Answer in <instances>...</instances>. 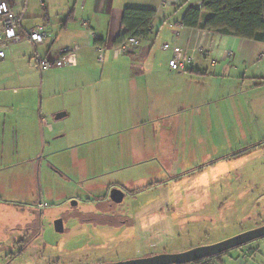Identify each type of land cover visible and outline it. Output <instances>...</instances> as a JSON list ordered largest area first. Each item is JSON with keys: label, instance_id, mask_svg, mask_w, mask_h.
Returning a JSON list of instances; mask_svg holds the SVG:
<instances>
[{"label": "crops", "instance_id": "crops-1", "mask_svg": "<svg viewBox=\"0 0 264 264\" xmlns=\"http://www.w3.org/2000/svg\"><path fill=\"white\" fill-rule=\"evenodd\" d=\"M7 1L21 15V31L40 28L47 36L39 45L17 43L0 59V152L25 156L74 148L72 162L58 161L54 168L76 182L101 177L94 189H105L119 177L117 183L171 182L219 159L209 136L227 131L222 121L228 114L217 106L247 100L255 110L264 96V42L199 27L180 26L173 35L169 23H178L187 8L201 7L202 0ZM125 8L156 12L151 31L127 49V40L114 43ZM207 16L201 14L200 26ZM164 43L170 49L164 50ZM65 48L73 49L70 65L40 69V59L54 60ZM175 49L192 56L180 73L168 68ZM57 113L63 114L55 120ZM71 117L79 134L61 144L73 130L66 125ZM26 161L19 167L6 162V167L13 165V174L24 178ZM135 170L139 172L132 174ZM254 248L243 245L233 255L227 251L205 264H264Z\"/></svg>", "mask_w": 264, "mask_h": 264}, {"label": "rangeland", "instance_id": "rangeland-1", "mask_svg": "<svg viewBox=\"0 0 264 264\" xmlns=\"http://www.w3.org/2000/svg\"><path fill=\"white\" fill-rule=\"evenodd\" d=\"M259 99L255 110L250 109L247 100L223 101L217 106L228 114L222 121L227 131L211 132L209 136L210 142L219 149V159L207 161L175 181L154 183L150 186L155 188L144 195L134 196L133 191L145 186L140 182L146 181L133 180L127 190L132 189L130 195L134 198L126 192L114 213L97 209V204L88 200L103 196L104 188H93V183L98 184L101 177L76 182L54 168L58 161L71 163L74 148L37 150L25 156L21 151L0 152V264L124 261L182 252L263 225L264 96ZM74 122V117L66 122L73 130L59 143L77 138L79 132L76 134ZM210 122L218 127L215 121L210 119ZM25 159L30 161L24 163V178L13 174V165L6 167V162L20 163L19 167ZM32 170L34 174H25ZM135 172L139 171L132 174ZM117 173L115 176L123 171ZM117 180L121 181L122 177L107 185ZM39 202L46 205L42 212L38 209ZM107 216L126 224L96 225L108 224ZM60 218H63V232H57L54 227ZM245 245L257 248L255 256L264 257L261 250L264 237ZM237 250L231 249L228 253L233 255ZM8 253L16 257H3Z\"/></svg>", "mask_w": 264, "mask_h": 264}, {"label": "trees", "instance_id": "trees-1", "mask_svg": "<svg viewBox=\"0 0 264 264\" xmlns=\"http://www.w3.org/2000/svg\"><path fill=\"white\" fill-rule=\"evenodd\" d=\"M203 12L208 16L200 26ZM155 15L151 9L125 8L120 20L121 30L114 43L119 45L129 38L145 36L151 31ZM178 23L186 28L199 27L208 32L264 42V0H202L201 7L187 8ZM207 261L208 258L195 264Z\"/></svg>", "mask_w": 264, "mask_h": 264}, {"label": "built area", "instance_id": "built-area-1", "mask_svg": "<svg viewBox=\"0 0 264 264\" xmlns=\"http://www.w3.org/2000/svg\"><path fill=\"white\" fill-rule=\"evenodd\" d=\"M21 15L16 13L13 7L7 0H0V59L10 55L14 46L17 43L23 41H29L33 45H39L44 42L47 33L40 28L31 29L29 31H21L19 29V21ZM169 28L173 31V35L177 37L178 30L180 28L179 23H169ZM139 41L136 38H129L127 44L123 49H127V46L136 47ZM163 49H170V44L164 43ZM71 52L72 48H65L61 51L58 58L49 60L42 58L39 60V67L41 70H46L59 65H70L71 64ZM98 61H102V53L99 51ZM192 61V56H183L177 49L174 50V55L168 61V68L170 71L177 73L183 72L186 65ZM45 204H40V208H44ZM195 264V263H189Z\"/></svg>", "mask_w": 264, "mask_h": 264}, {"label": "water", "instance_id": "water-1", "mask_svg": "<svg viewBox=\"0 0 264 264\" xmlns=\"http://www.w3.org/2000/svg\"><path fill=\"white\" fill-rule=\"evenodd\" d=\"M63 113H57L55 120L61 118ZM112 200L120 202L122 193L118 189H113L110 194ZM73 205L76 201L71 202ZM57 232L63 231V223L61 219H57L54 223ZM264 237V224L244 232H241L232 237H228L221 241L190 248L188 250L177 253H160L147 257L128 259L117 262H99L92 264H189L197 261L215 257L219 254L225 253L231 249L239 248L249 242L258 240Z\"/></svg>", "mask_w": 264, "mask_h": 264}, {"label": "flooded vegetation", "instance_id": "flooded-vegetation-1", "mask_svg": "<svg viewBox=\"0 0 264 264\" xmlns=\"http://www.w3.org/2000/svg\"><path fill=\"white\" fill-rule=\"evenodd\" d=\"M131 182H128V183H126V182L125 183H122V182H118L117 183L116 182L114 184H110L107 188H105L104 193H103V196H97V199H95L94 197H91V200L93 201V203H96L97 204V209L100 208L103 211H106L108 213H114L116 207H118V206H120L122 204V202L124 200V197L126 195V192L129 194V197H133L134 198V196H136V195H141V194L144 195L146 193L145 191L148 189V187H150V185H146L145 184V186L140 187V188L136 189L135 191H133L134 193H136L133 196V195H130V192H132V189L131 190H127L128 189L127 188L128 187L127 185L128 184H131ZM113 189H118L122 193V198H121V201L120 202H116V201L112 200L110 194H111V191ZM40 204H44V203H42V202H39L38 203V209H39L40 212H42V210L46 207V205H45L44 208H40ZM74 205H76V204H74ZM93 215H94V213H93ZM106 218L109 220L108 224L107 223H103V224H96V225H98V226H113V227H119V225L116 226L114 224V222H119L120 225L126 224L125 223L126 221H120L119 219H116V221H114V220L112 221L109 218H113V217H110V216H107ZM60 219L62 220V223H63V218H60ZM89 219L92 222L94 221V219L92 217H90ZM54 227H55V225H54ZM63 230H64V226H63ZM20 252L21 251H19L18 255L20 254ZM3 257H7V258L8 257H11V259H13L16 256H15V254L8 253V254L4 255Z\"/></svg>", "mask_w": 264, "mask_h": 264}]
</instances>
